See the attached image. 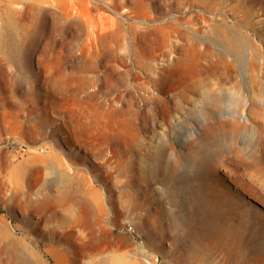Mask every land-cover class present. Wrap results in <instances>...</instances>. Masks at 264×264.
Instances as JSON below:
<instances>
[{
	"label": "rangeland",
	"instance_id": "374dc122",
	"mask_svg": "<svg viewBox=\"0 0 264 264\" xmlns=\"http://www.w3.org/2000/svg\"><path fill=\"white\" fill-rule=\"evenodd\" d=\"M261 112L264 0H0V264H264Z\"/></svg>",
	"mask_w": 264,
	"mask_h": 264
},
{
	"label": "bare ground",
	"instance_id": "6f19581e",
	"mask_svg": "<svg viewBox=\"0 0 264 264\" xmlns=\"http://www.w3.org/2000/svg\"><path fill=\"white\" fill-rule=\"evenodd\" d=\"M193 45L196 47L199 44L198 43H194ZM217 45H219L220 47H222L225 50L224 53L225 52H231V53L234 54V57L235 58H237V59L242 58V55H241L242 54V43L238 39L226 38V39H223V40H218V43L217 44H215V43H211V44L208 43L206 46H208L210 48H214ZM214 54L215 53H213V51H212V55H214ZM225 56H226L225 54H220L219 55L220 59H224ZM213 57L214 56H211V58H213ZM230 66H231L230 69H228L226 72H220V70L216 67V63L215 62L214 63L205 64L203 66V69L204 70L206 69L207 74H206V71H205L204 75L200 76L197 79V81H196L197 82V85H201L202 84V85H206V87L208 85H211L212 83H214V80H219L218 77H219L220 74H222V75H229L232 72V70L235 67H237V63H233ZM251 71L253 73L252 74L253 76H257L261 70L259 69V67L257 65H253V67L251 68ZM154 74H157V73L154 72ZM148 79L150 81H153V82L157 83V81L159 80V77H156V76L153 77L152 76L151 78H148ZM203 91H204V89H203ZM150 97L153 98L152 96H150ZM258 117L259 118L260 117L261 118H264L263 112L259 113L258 114ZM262 128L264 129V127H262ZM241 161H242L241 163H242L243 166H241L240 164L235 163L236 168H231V170H232V172L234 174L237 173L236 170H239L242 167L245 170H248L250 172H254L255 174H263L264 173V157H262V156H253V157H250L249 160H241ZM76 171H77V169H76ZM91 190H93V191H89V192H86L84 194H86V197L87 198L90 195L91 200L93 202V201L96 200L95 198H97V195L94 192V189H91ZM41 192L42 191L35 192L34 193V196H32L31 193H29V194L27 193V196H26L27 201H26V204L25 205L28 206L29 208H31L30 210H33V211H35V210H37V211H39V210L40 211H45V209L48 208L47 203L50 201V198H52V197L54 198V200L57 203L58 208H59V209L56 208L55 210H61V205H62L61 202H65L68 198L69 199H71V198L72 199L73 198L75 199L77 197L72 192H70L68 190V188H66V187H64L61 191H59V193L54 194V195H49L47 193L43 197H40L39 194ZM91 192H93V193H91ZM90 202L89 201H86V204L88 205V207L91 208V206H90L91 203ZM76 203H77L76 201H72L68 205V211L69 212H71L72 210L75 209V206L74 205H76ZM66 210L67 209L65 208V211ZM95 262H96V260H95ZM96 263H98V262H96Z\"/></svg>",
	"mask_w": 264,
	"mask_h": 264
}]
</instances>
